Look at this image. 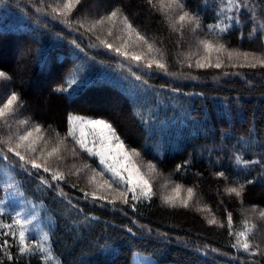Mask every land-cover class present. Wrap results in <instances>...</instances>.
<instances>
[{
	"label": "trees",
	"instance_id": "1",
	"mask_svg": "<svg viewBox=\"0 0 264 264\" xmlns=\"http://www.w3.org/2000/svg\"><path fill=\"white\" fill-rule=\"evenodd\" d=\"M62 2L0 0V71L11 77L0 80V101L16 92L23 103L15 117L8 118L10 129L0 118V136L17 131L22 134L25 126L20 120H28L29 126L42 125L48 139L55 133L60 137L67 133L69 114L103 119L112 124L127 149L141 153L135 159L153 184L154 195L150 200L135 202L133 210L119 201L113 206L107 201L85 199L79 189L89 193L96 190L88 183L90 170L79 177L70 176L61 185L66 197L41 189L34 177L16 175L26 197L42 203L54 221V256L62 264H132L137 252L152 257L155 264H264V256H249L232 247L234 237L229 235L226 222L227 212H231L232 230L239 231L242 221L249 219L256 226L250 239L264 250V220L257 215L264 210V148L259 147L264 144V67L239 66L254 62L251 56L249 61L234 58L232 63L237 66L232 67L226 53L220 54L222 68L195 67V53H203L198 41L215 40V33L203 27L193 32L191 26L174 31L170 25L176 13L153 10L146 0H83L87 7L79 11L77 6L72 18L92 21L115 7L121 8L135 28L149 41H156L168 71L176 75L165 74L155 66L137 68L96 39L99 35L119 47L123 41L116 38L121 29L118 20L112 36L107 35L109 23L97 26L95 32L83 28L76 31L44 14ZM218 2L187 0L186 8L192 12L200 9L202 25H206L215 22ZM251 5H257V17L264 20L262 0H250ZM37 7L43 11L37 12ZM252 27L257 32L249 36ZM123 35L128 51L143 53L145 60L150 59L146 46L136 40L135 34L131 39L127 33ZM221 41L229 49L264 56V30L243 17L241 25ZM16 47L21 52L17 62L13 57H1L7 48L14 52ZM216 55L212 53L213 59ZM188 63L193 66L188 67ZM133 73L142 80H136ZM73 79L78 83L67 92L56 91L68 88ZM42 84L43 90L35 93ZM174 88L178 91L173 92ZM141 119L146 121L143 127ZM66 143L69 149L74 146L71 138ZM77 152V158L65 153L68 159L61 165L62 170L67 172L72 164L85 162L98 171L102 168L97 158L88 157L78 147ZM237 154L261 163L244 168L236 163ZM148 163L156 165L155 172H148ZM177 166L182 167L177 170ZM219 171L227 179L218 177ZM245 179L255 183L246 186L242 198L224 192L226 186ZM101 180L98 176L97 181ZM176 185L183 186L181 199L187 198V188L195 190L188 207L179 206V201L172 207L162 200ZM97 195H108V190H100ZM131 195L128 193L130 202ZM213 217L224 226L209 224ZM128 227L136 235L128 233ZM12 252L14 259L4 258V264H42L38 256L18 255L15 247Z\"/></svg>",
	"mask_w": 264,
	"mask_h": 264
},
{
	"label": "snow or ice",
	"instance_id": "2",
	"mask_svg": "<svg viewBox=\"0 0 264 264\" xmlns=\"http://www.w3.org/2000/svg\"><path fill=\"white\" fill-rule=\"evenodd\" d=\"M146 2L153 10L166 14L171 10L176 13L170 25L174 31L182 32L184 27L191 26V31L193 32L203 27L210 33H215V40L203 38L198 41L199 46L203 49V53L201 54L200 51L195 53L197 57L195 59V67L222 68L224 61L221 59V53H226L232 67L237 66L235 63H232L234 58L238 60L240 57H243L245 61H249L250 56L254 62L249 61L239 66L255 68L259 65L264 67V56L229 49L227 44L221 41V37L241 25L242 17L245 21L259 24V28L264 30V20H260L257 17V5L250 6V0H219L216 10H214V15L216 16L215 22L206 25H202V18L199 15L200 9L192 12L186 8L187 0H155V2L154 0H146ZM262 3H264V0H262ZM77 6H79V11H83L87 7L83 0H63L62 3H57L54 7H51L50 13L45 12L44 14L50 15L51 18L59 20L66 27L76 31L83 28L87 32H95L97 26L109 23L108 36L113 35L115 21L118 20L121 24V29L120 34L116 38L121 39L123 43L119 47H114L107 39H101L97 35L96 39L100 41L101 46L129 62L135 63L137 68L152 69L155 66L157 70L165 74L176 75L168 71L164 53L162 49L155 46L156 41H149L144 34L135 28L129 18L123 14L121 8L115 7L106 15L89 21L86 17L72 18L73 12L77 11ZM205 7H207L206 4ZM36 11L41 12L43 9L37 7ZM77 16H79V12H77ZM177 25H179V29ZM256 32L257 29L252 27L248 35L252 36ZM124 33H127L128 39H131L132 34H135L136 40L146 46L150 59L145 60L143 53L128 51L129 44L124 39ZM241 37H243V33H241ZM72 43L79 48L75 40ZM92 46L96 47L97 45L94 44ZM213 52L217 54L215 59L212 56ZM189 59H191V56ZM192 66V63H188V67ZM225 74L227 75V73ZM133 75L136 80H142V77L136 75V73H133ZM9 79L11 77L7 73L0 71V80ZM77 83V80L73 79L70 81L68 88L61 87L56 89V91L67 92L69 88H72ZM172 91L176 92L178 89L174 88ZM22 107L23 103L16 92H11L10 95L0 101V118L4 120V125L7 128H11L8 118L15 117L17 111ZM19 123L25 126L22 134L17 131L14 133L10 132L7 136H0V185H2L4 192L3 198L0 199V254H2L0 256V264H4V258H7L9 261L14 259L13 247L16 248L18 255L38 256L42 264H50V262L62 264L59 258L53 254L50 231H42L31 227L33 222L38 218L35 212L31 216H26L24 212L13 209V212L7 214L8 218L5 219L6 208L12 207V198L23 197L24 195L20 191L23 185L17 182L16 175L34 177L41 189L54 190L59 196L66 197L67 194L63 191L61 185L68 182L70 176L79 177L81 173L90 170L91 174L87 176L88 183L93 184L96 190L89 193L85 192L83 188L79 189L84 193L85 199L90 197L92 202H96L97 200L107 201V203L113 206L119 201L122 204L129 205L133 210L136 209L135 202L145 199L150 200L152 195H154L150 179L141 171V165L135 159L136 157H140L141 153L134 148L131 150L127 149L124 141L120 138L111 123L103 119H89L69 114L67 117V133L63 137H60L59 133H55L54 137L48 139H46V133L42 125L33 124L29 126L30 122L28 120H20ZM140 123L143 127L146 121L141 119ZM85 129L88 131L86 132ZM145 132L147 134V129H145ZM69 138H71L74 145L70 149L66 143ZM53 140H55V143H53ZM77 147L80 149V152L85 153L88 157L98 158L99 165L102 168L98 171L91 164L85 162L79 166L72 164L67 172L62 170L61 165L68 159L65 153H69L73 158L79 157L80 153L77 152ZM259 147L264 148V144L259 145ZM235 161L244 168L261 163L260 160L256 159H244L241 154L235 156ZM185 163L188 162L186 161ZM5 166L15 175L5 173ZM145 166L149 173L156 171L155 164L148 163ZM180 167L182 166H177V170ZM216 175L227 179L223 171L217 172ZM98 176L102 178L101 181H97ZM5 177L7 178V183L4 182ZM169 182H165L163 187L167 188ZM253 183L255 181L251 179H245L243 183L237 181L234 185L226 186L224 192L229 196L234 195L237 198H242V193L246 186ZM71 186L76 188V184H72ZM100 190H108V195H97V192ZM182 190H184L182 185H176L172 188L171 195L162 197L164 203L176 207L177 201H179V206L188 207L189 201L196 195L195 190L191 187L187 188V198L181 199L180 193ZM128 193L132 194V202L128 199ZM35 207V205H32L33 209ZM251 211L256 213L255 208H252ZM257 215L260 219L264 220V210H260ZM226 222L229 228V235L234 237L233 248L248 253L249 256H264V250L260 248L259 243H255L250 239L255 231V224L249 219H244L242 221V230L234 231L232 230L233 216L231 212H227ZM208 223L219 224L221 227L224 226L215 217L208 220ZM140 227L144 228L145 226L140 225ZM34 231L37 233L35 236H33ZM127 232L136 235L132 227H128ZM112 254L115 255V250H113ZM140 264H155V262L151 257H147L142 258Z\"/></svg>",
	"mask_w": 264,
	"mask_h": 264
},
{
	"label": "rangeland",
	"instance_id": "3",
	"mask_svg": "<svg viewBox=\"0 0 264 264\" xmlns=\"http://www.w3.org/2000/svg\"><path fill=\"white\" fill-rule=\"evenodd\" d=\"M12 51L7 48V50H5V52L2 53L3 56H1V57L2 58L4 57V59H7V58L9 59V58L13 57V61L17 62L19 57H20V55H21L20 54L21 52H20V50L17 47L14 50V52H12ZM42 90H43V84L40 85L38 88H36L35 93H40ZM72 95L73 94H71V96ZM77 116H80V115H77ZM83 117L89 118V119H94V118H90V117H86V116H83ZM85 131L87 132L88 130L85 129ZM4 172L5 173H9L10 175H15L14 173L10 172V170L8 169L7 166L4 167ZM15 178H16V176H15ZM16 180H17V178H16ZM4 182L7 183V178L6 177H5ZM17 182L19 183L18 180H17ZM20 191L23 192L22 188L20 189ZM152 191H153V186H152ZM168 195H171V194H168ZM3 196H4V192L2 190V185H0V199H2ZM11 205H12L11 208H6V216H5V218L6 217L8 218L7 214H11L13 212V209L15 211L24 212L26 216H31L32 213L35 212L38 218L33 222L31 227L33 229H38V230H42V231H50V233L53 230L54 221H53V219L50 216L47 215L45 206L42 203L35 202L34 200H31L28 197H26V195L24 194L23 197H14V198H12ZM32 205H35L36 207L33 209ZM36 234L37 233L34 231L33 232V236H35ZM147 257H150V256L144 255V254L138 253V252L134 253L133 257H132V259H133V263L132 264H140L141 259L142 258H147ZM152 260H153V258H152ZM50 263L54 264V262H50Z\"/></svg>",
	"mask_w": 264,
	"mask_h": 264
}]
</instances>
